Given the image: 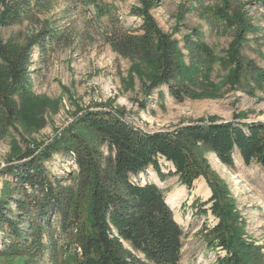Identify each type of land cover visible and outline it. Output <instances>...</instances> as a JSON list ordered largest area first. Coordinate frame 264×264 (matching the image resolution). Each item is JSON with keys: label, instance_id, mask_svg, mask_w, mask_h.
<instances>
[{"label": "trees", "instance_id": "1", "mask_svg": "<svg viewBox=\"0 0 264 264\" xmlns=\"http://www.w3.org/2000/svg\"><path fill=\"white\" fill-rule=\"evenodd\" d=\"M41 1L0 0V26L31 18ZM223 1L212 23L236 32L221 64L233 67L232 83H262L264 70L241 54L248 35L260 29ZM156 3L143 0L131 8V15L142 18L137 31L128 30L116 7L100 0H73L70 8L92 13L95 25L106 18L103 34L112 49L151 63L149 91L167 86L178 101L205 97L212 85L209 78L188 76L184 57L191 67L212 68L217 56L198 30L181 40L162 30L150 12ZM63 35L45 21L24 43L4 41L0 34V138L12 132L19 119L16 98L27 94L33 48L46 52L62 43ZM122 116L113 108L86 109L48 141H27L8 157L0 169V264H180L183 228L164 189L156 182H142L149 168L162 181L177 176L188 189L204 177L212 196L199 210H210L218 222L204 227L203 238L208 248L224 252L214 264H264V245L247 238L225 182L201 154L208 149L233 167L237 153L245 164L264 169V122L210 118L149 133ZM56 155L72 160L73 175L52 172ZM161 159L174 170L165 173ZM208 203L211 206L203 208Z\"/></svg>", "mask_w": 264, "mask_h": 264}, {"label": "rangeland", "instance_id": "2", "mask_svg": "<svg viewBox=\"0 0 264 264\" xmlns=\"http://www.w3.org/2000/svg\"><path fill=\"white\" fill-rule=\"evenodd\" d=\"M100 1L116 7L128 30H139L142 18L131 15L130 10L140 7L143 0ZM228 2L231 11L244 13L260 29L258 34L248 35L241 54L264 70V0ZM72 3L73 0H42L34 6L31 18L24 16L17 22L0 26L4 41L17 43H24L44 21L51 28L64 31L59 45L46 52L36 46L32 50L27 94L16 98L19 119L13 131L0 138V169L15 150L23 149L27 141H48L86 109L113 108L122 113L128 123L149 133L210 118L264 122V82L232 83L229 76L233 67L221 64V60L229 56L236 32L234 28L216 27L212 23V15L216 8L223 6V0H158L150 10L159 27L175 39L181 40L184 35L198 30L217 56V63L212 68L191 67L184 57L186 74L190 77L200 75L199 78L206 75L212 85L206 89L205 97L182 101L174 99L167 86L152 91L146 89L153 72L151 63L115 52L103 34L107 19L103 18L95 25L92 13L74 11L70 8ZM183 52L186 56V51ZM2 80L0 76V83ZM201 154L225 182L236 210L244 220L247 238L264 245V169L256 163L245 164L237 153L233 167L223 164L208 149H202ZM160 162L165 173L174 170L165 159ZM50 167L53 173L62 177H69L76 171L70 158L57 155ZM141 179L143 183L156 182L164 189L166 198L175 189L182 191L175 198L177 205L171 206L184 232L180 264H214L216 257L224 252L219 248H208L203 238L204 227L218 222L210 210L207 213L199 210L212 196V191L209 197L197 191L198 183L204 181L207 184L204 177L197 179L192 189L180 184L177 176L162 181L153 168L142 174ZM3 187L1 181L0 191ZM210 206L208 203L203 208ZM16 263L20 264L19 261Z\"/></svg>", "mask_w": 264, "mask_h": 264}, {"label": "bare ground", "instance_id": "3", "mask_svg": "<svg viewBox=\"0 0 264 264\" xmlns=\"http://www.w3.org/2000/svg\"><path fill=\"white\" fill-rule=\"evenodd\" d=\"M197 191L202 193L205 197H209L211 195V189L208 187V185L204 181L198 183ZM181 194H182V191L180 189H175L174 191H172L169 197L167 198L168 203H170L171 206H176L177 202L175 198L176 196H180Z\"/></svg>", "mask_w": 264, "mask_h": 264}]
</instances>
